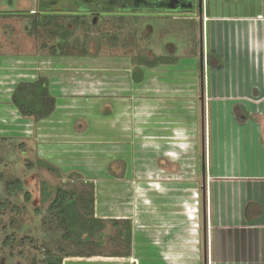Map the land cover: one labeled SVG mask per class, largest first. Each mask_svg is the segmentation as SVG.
<instances>
[{
	"label": "rangeland",
	"instance_id": "rangeland-1",
	"mask_svg": "<svg viewBox=\"0 0 264 264\" xmlns=\"http://www.w3.org/2000/svg\"><path fill=\"white\" fill-rule=\"evenodd\" d=\"M40 1L0 0V201L7 198L5 181L21 178L25 183L24 191L0 208V264H45L47 250L61 264L104 254L127 258L136 252L143 257L150 228L146 220L152 213L172 217L182 211L192 220L190 226L201 229L203 191L197 188L201 176L194 174L193 162L201 161L202 152L191 149L195 136L200 145L201 98L181 97L189 87L183 76L176 75L175 87L160 78V72L186 71L195 72L196 82L200 79L207 42L203 58L202 27L193 15L197 1L45 0L53 12L112 11L124 26L120 40L113 46L102 43L97 56L74 49L63 57L42 47L53 38L27 32L25 17L1 15L37 11ZM236 2L257 6L256 0H204L213 12L233 11ZM152 53L173 62L146 68V78L136 83L131 58ZM232 62L227 58V66ZM40 76L49 79L57 102L49 117L35 121L21 116L10 96L17 82ZM40 159L58 172L37 165ZM41 182L77 192L93 187L94 218L107 226L103 236L86 242L87 234L75 227L74 239L65 242V231L50 219L48 201L39 200ZM124 218L130 220L129 244L120 233L125 224L112 223ZM170 221L156 224L154 240L160 241ZM7 236L14 237L9 245L4 244ZM78 240L84 243L77 245Z\"/></svg>",
	"mask_w": 264,
	"mask_h": 264
},
{
	"label": "crops",
	"instance_id": "crops-1",
	"mask_svg": "<svg viewBox=\"0 0 264 264\" xmlns=\"http://www.w3.org/2000/svg\"><path fill=\"white\" fill-rule=\"evenodd\" d=\"M196 1L203 58L207 42L200 79L186 71L160 72V78L174 87L176 75L189 80L181 97H200L206 112L200 145L195 136L191 148L202 152L201 161L193 162L201 176L196 185L203 191L202 228L190 226L182 211L172 217L152 213L143 257L104 254L64 264H264V0L255 7L236 2L233 11L210 16L203 0L202 19ZM227 58L233 61L229 66ZM167 221L169 228L154 240L156 226Z\"/></svg>",
	"mask_w": 264,
	"mask_h": 264
},
{
	"label": "trees",
	"instance_id": "trees-1",
	"mask_svg": "<svg viewBox=\"0 0 264 264\" xmlns=\"http://www.w3.org/2000/svg\"><path fill=\"white\" fill-rule=\"evenodd\" d=\"M50 5L51 2L41 0L37 6L38 10L34 13L30 11L19 12L18 14L8 12L1 15L23 16L26 18L25 23L28 33L46 35V37L53 38V43L50 46L47 42H43L42 47H49L50 54L56 57L72 55L74 53L70 50L74 49H79V55L82 56H97L102 43L113 46L120 40V33L124 26L118 25L120 19H118L114 12L108 10L100 13L84 14L53 12L50 10ZM210 8V5L207 3L209 16L212 14ZM100 15L101 17H99ZM124 24L126 23L124 22ZM107 25L108 27H104ZM128 36H130V33L127 32L122 40L123 45L127 44V40H129ZM131 61H133L132 79L136 83H140L145 78L146 68H154L160 64L172 63L173 59L157 54H137L131 58ZM10 100L21 116L39 121L52 114L56 107L57 97L51 92L49 79L40 76L34 80H20L17 82L11 92ZM36 163L48 170L58 172L51 163L45 160L40 159ZM28 166L33 167V164L29 163ZM119 170L117 168V171ZM0 178H3L1 173ZM24 189L25 183L21 178L5 181L4 192L7 198L0 201V208H6V204L10 202L8 198L18 195ZM24 194L25 199L29 200L31 197L30 193L25 191ZM39 197L40 202L48 201L47 210L50 214V219L56 228L65 231L61 235L65 242L74 239L75 227H79L81 233L87 234L86 242L91 241L94 237L103 236L102 233L107 226L104 221L94 218L95 198L93 187L90 186V188L77 192L60 186L53 188L52 186H47L45 182H41ZM78 206L81 207L80 211H77ZM14 208L18 207L13 205L12 209ZM112 223L113 225L125 224L120 233L124 241L129 244L132 235L130 220L124 218L121 222L119 219H113ZM13 239V236H7L4 244L9 245ZM83 243L82 240H78L76 244L81 245ZM45 253V264H61L59 256L49 250Z\"/></svg>",
	"mask_w": 264,
	"mask_h": 264
},
{
	"label": "water",
	"instance_id": "water-1",
	"mask_svg": "<svg viewBox=\"0 0 264 264\" xmlns=\"http://www.w3.org/2000/svg\"><path fill=\"white\" fill-rule=\"evenodd\" d=\"M200 18L202 19V8H203V0H198ZM203 69V62H201V71Z\"/></svg>",
	"mask_w": 264,
	"mask_h": 264
},
{
	"label": "flooded vegetation",
	"instance_id": "flooded-vegetation-1",
	"mask_svg": "<svg viewBox=\"0 0 264 264\" xmlns=\"http://www.w3.org/2000/svg\"><path fill=\"white\" fill-rule=\"evenodd\" d=\"M30 11H31V13H34V12H36V11H33V12H32V10H30ZM90 13H94V12H90ZM5 14H6V13H5Z\"/></svg>",
	"mask_w": 264,
	"mask_h": 264
}]
</instances>
